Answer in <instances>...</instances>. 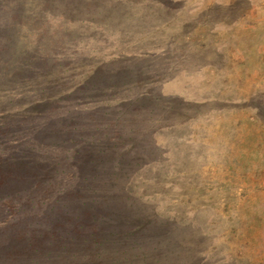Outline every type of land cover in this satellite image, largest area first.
I'll return each mask as SVG.
<instances>
[{"label":"rangeland","instance_id":"1","mask_svg":"<svg viewBox=\"0 0 264 264\" xmlns=\"http://www.w3.org/2000/svg\"><path fill=\"white\" fill-rule=\"evenodd\" d=\"M24 111L66 178L2 203L0 264H264V0H0V117Z\"/></svg>","mask_w":264,"mask_h":264},{"label":"trees","instance_id":"2","mask_svg":"<svg viewBox=\"0 0 264 264\" xmlns=\"http://www.w3.org/2000/svg\"><path fill=\"white\" fill-rule=\"evenodd\" d=\"M159 1H162V0H159ZM34 4L35 2L29 3V5H34ZM45 7L47 8L49 6L45 4ZM162 10L164 12H167V10L169 9L165 7V8H162ZM36 11H39V10L34 9V8H29V12H31L32 14L33 12H36ZM167 73L155 75L152 79L153 83L157 84V87H158V84L161 85L163 82H165L166 78H170V77H173L176 79V81H179L173 74L171 76L169 72ZM109 76L114 77V74L109 73ZM110 77L108 80H110ZM102 79L104 81H107V78L105 77L104 74H103ZM150 90L151 91L149 93H151V95L149 96L152 98L154 102L159 103L161 98L162 97L164 98V96L162 95L163 93L159 92L161 91L159 88H153ZM172 97L174 99H179V100L180 98L182 99V97L184 98L183 91H181V93L175 94ZM43 99H46V97L43 96ZM48 100H50V98ZM48 105L50 106L51 104H49L47 100L42 101L41 103L38 104L37 112H33V113H39V114L40 112L44 113ZM24 113H25L24 115H21L20 113H14V114L10 113L9 115H6V118L0 117V130H1L0 132H2L1 137L6 140V143L9 147L5 155H3L4 151L1 150L0 152L2 154L0 155V210L4 209V205L2 203L3 202L8 203L9 199H11L12 197H16L17 199H21L22 197H24L22 191H25L26 189H28V187L31 186L32 183L35 182V184L37 183L42 184L41 180L44 179L43 178V176H45L44 172L52 168L54 172L58 173L59 179L63 180L66 178L64 174V170L59 169L58 164L60 161L58 158H55V160L48 159L44 153H39V151L34 149L36 147L33 145L31 146V142L28 143L26 141L27 138H30L31 140L33 138H31V136L30 137L24 136L25 129L23 128L22 124H24V122H26L30 118L28 114L26 113V111H24ZM34 116L35 114L32 115V117ZM1 119L6 120V125L3 124ZM13 125H15V127L19 129V131H21V133L18 136V139H16V137L12 138V129H15L14 127H12ZM30 125H33L32 130H35L36 128L35 125H37V123H35V119H32V122H30ZM42 128L43 130H45L44 127ZM55 130L59 135L66 132L64 127H62L61 129H59L58 127H55ZM67 130L69 131V128ZM36 132H37V129H36ZM6 148L7 147H5V149ZM11 165H14L13 173H11L13 170L8 168V166H11ZM25 174L30 175V176L25 177L26 176ZM67 175L69 178H73V177H70L71 175L70 172H68ZM72 175L75 176V173L74 174L72 173ZM29 180H33V181L28 186H23V185L18 184V183H23V181L24 183H27ZM6 189L13 192V194H10V196H7ZM38 194L41 195L40 189L38 190ZM30 204H31V200H30ZM30 207L33 209L35 206L32 204V206ZM47 234L48 233L46 231L45 235L38 236L36 239L39 242L45 241L44 239L47 237L46 236ZM17 242H19L20 246H23L26 244L27 247L29 248L31 247L25 240H23L22 242L21 241H17ZM52 244H53L52 240L49 239L48 245H52Z\"/></svg>","mask_w":264,"mask_h":264}]
</instances>
